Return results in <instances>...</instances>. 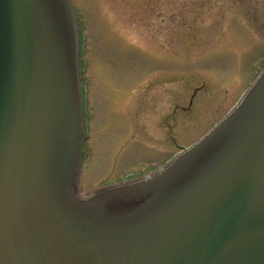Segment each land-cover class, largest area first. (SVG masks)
<instances>
[{"label": "water", "instance_id": "water-1", "mask_svg": "<svg viewBox=\"0 0 264 264\" xmlns=\"http://www.w3.org/2000/svg\"><path fill=\"white\" fill-rule=\"evenodd\" d=\"M74 0H0V264H264V64L204 135L82 190Z\"/></svg>", "mask_w": 264, "mask_h": 264}, {"label": "rangeland", "instance_id": "rangeland-1", "mask_svg": "<svg viewBox=\"0 0 264 264\" xmlns=\"http://www.w3.org/2000/svg\"><path fill=\"white\" fill-rule=\"evenodd\" d=\"M74 2L94 110L83 191L192 144L263 66L264 0Z\"/></svg>", "mask_w": 264, "mask_h": 264}, {"label": "flooded vegetation", "instance_id": "flooded-vegetation-1", "mask_svg": "<svg viewBox=\"0 0 264 264\" xmlns=\"http://www.w3.org/2000/svg\"><path fill=\"white\" fill-rule=\"evenodd\" d=\"M92 102L90 100V90L85 92V96H84V151H83V161L85 162V158L87 156V143H88V139L90 137L91 131L94 127V124L92 122V116H94V110H93V114H92ZM132 143H136L133 142ZM168 147V146H167ZM157 153V152H155ZM170 153H168L167 155L157 159V160H153L151 161L147 166H145V168H138L137 170L135 169H130L126 172V174L124 175V177H129L141 172H144L146 170H149L151 168H154L155 166L159 165L160 163L164 162L167 158L170 157ZM121 179V178H120Z\"/></svg>", "mask_w": 264, "mask_h": 264}, {"label": "trees", "instance_id": "trees-1", "mask_svg": "<svg viewBox=\"0 0 264 264\" xmlns=\"http://www.w3.org/2000/svg\"><path fill=\"white\" fill-rule=\"evenodd\" d=\"M85 42H86L85 34L82 33V49H81V55H83V58H81V63L83 61L82 72L84 71V65H85V56H84V53H85V50H86V47L84 46Z\"/></svg>", "mask_w": 264, "mask_h": 264}]
</instances>
